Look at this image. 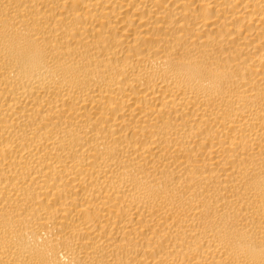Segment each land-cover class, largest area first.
Here are the masks:
<instances>
[{"label": "bare ground", "instance_id": "bare-ground-1", "mask_svg": "<svg viewBox=\"0 0 264 264\" xmlns=\"http://www.w3.org/2000/svg\"><path fill=\"white\" fill-rule=\"evenodd\" d=\"M0 264H264V0H0Z\"/></svg>", "mask_w": 264, "mask_h": 264}]
</instances>
